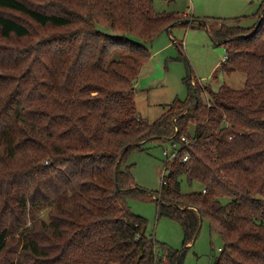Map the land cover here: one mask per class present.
<instances>
[{
    "label": "trees",
    "instance_id": "obj_1",
    "mask_svg": "<svg viewBox=\"0 0 264 264\" xmlns=\"http://www.w3.org/2000/svg\"><path fill=\"white\" fill-rule=\"evenodd\" d=\"M181 19L154 0H0L4 39L53 30L8 51L0 75V159L19 161L0 179V264H182L205 221L224 242L215 264H264V4L256 29L199 24L245 86L185 78L188 97L150 122L135 88L147 43ZM151 142L180 146L158 192L126 164ZM183 176L198 189L183 193ZM133 197L182 225L181 251L148 233Z\"/></svg>",
    "mask_w": 264,
    "mask_h": 264
},
{
    "label": "rangeland",
    "instance_id": "obj_2",
    "mask_svg": "<svg viewBox=\"0 0 264 264\" xmlns=\"http://www.w3.org/2000/svg\"><path fill=\"white\" fill-rule=\"evenodd\" d=\"M263 4L264 0H154L157 12H179L184 18H209L207 27L214 25L219 28L224 23L241 30L254 27L256 29L260 25ZM10 13L16 18H24L18 12ZM52 31L51 28L34 29L31 37L16 42L0 36V75L8 70V63L4 62L8 51L31 46ZM147 47L151 56L142 69L135 88L138 110L141 116L150 122L158 119L176 98L184 100L188 97L185 78L203 86L209 83L214 90H218L224 82L233 88L245 86V73L236 72L228 76L224 72L223 65L227 62L228 49L225 45L213 41L206 26H200L198 23H191L189 26L174 25L169 31L162 32L153 42L147 43ZM20 68L22 66H17L16 69ZM201 96L204 101H208L206 93ZM146 146L148 150L131 148L126 164L131 166L138 185L148 191L158 192L161 190L163 176L171 171L170 166L165 164L164 150L167 148L173 151L174 143L160 145L151 142ZM18 162L5 156L1 158L0 179ZM196 189L198 187L190 186L186 177H182L183 193ZM0 198L3 199L4 195L1 194ZM128 203L132 212L147 219L148 233L168 247L180 251L184 248L182 225L170 217L159 216L160 206L156 200L133 197ZM41 215L48 220V210ZM188 246L182 264H215L224 248V242L219 232L210 230L208 222L205 221L197 239Z\"/></svg>",
    "mask_w": 264,
    "mask_h": 264
},
{
    "label": "built area",
    "instance_id": "obj_3",
    "mask_svg": "<svg viewBox=\"0 0 264 264\" xmlns=\"http://www.w3.org/2000/svg\"><path fill=\"white\" fill-rule=\"evenodd\" d=\"M182 140H183L184 142H186V143H193V142H194V141L189 140V139L186 138V137H182ZM174 147H175V148L173 149V151H170V150L167 149V148L164 150V154H165L166 158L169 159V160H173L174 158L178 157L179 154H180V146H179L178 144H175V143H174ZM188 158H189L188 155L185 156V157H184V161H187ZM203 191L205 192L206 190H203Z\"/></svg>",
    "mask_w": 264,
    "mask_h": 264
},
{
    "label": "water",
    "instance_id": "obj_4",
    "mask_svg": "<svg viewBox=\"0 0 264 264\" xmlns=\"http://www.w3.org/2000/svg\"><path fill=\"white\" fill-rule=\"evenodd\" d=\"M191 24V23H198V24H204V25H207V20L206 19H202V18H196V17H190V18H184V19H181L179 20L178 22H176L175 24ZM260 23V22H259ZM175 24H171L170 26H168L166 28L167 31L170 30V28L172 26H174ZM240 36V35H238ZM141 143H138L137 146H140ZM158 199H160V197H157ZM202 221H201V225H202Z\"/></svg>",
    "mask_w": 264,
    "mask_h": 264
}]
</instances>
